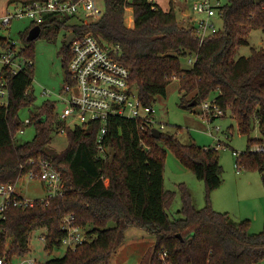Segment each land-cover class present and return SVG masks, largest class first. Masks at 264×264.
Instances as JSON below:
<instances>
[{
    "label": "trees",
    "instance_id": "16d2710c",
    "mask_svg": "<svg viewBox=\"0 0 264 264\" xmlns=\"http://www.w3.org/2000/svg\"><path fill=\"white\" fill-rule=\"evenodd\" d=\"M36 1L42 0H10ZM226 1L217 14L222 30L202 44L197 27L178 20L172 0L168 11L148 0H103L104 14L95 22L72 24L71 18L47 15L41 30L47 24L54 25L48 40L66 31L65 40L72 33L91 34L119 45L120 62L131 70L132 85L143 105L152 106L157 97H166L167 87L178 79L185 94V110L201 106L214 96L211 100L225 115L231 112L241 134L250 137L256 123L264 134V48L235 58L238 48L248 45L252 31L264 32V1L259 5L255 0ZM128 8L133 11L132 28L125 23ZM33 27L23 36L26 47L22 54L29 59H33V42L27 37ZM63 54L67 72L71 53L66 43ZM193 56V66L183 70L181 59ZM33 81L34 68L10 77L8 104H0V183H16L30 172L38 174L39 161L47 160L61 175L64 195L37 200L30 208L8 209L5 219L0 220V256L27 257L31 235L38 230L46 231L47 252L61 249L66 235L63 220L73 215L75 225L89 240L46 264H111L130 228L144 230L156 239L140 264H158L161 251L169 253L173 264H264V228L252 234L248 220L236 222L229 213L212 206L211 195L223 183L219 150L183 145L165 133L155 139L136 121L112 118L102 139L105 156L99 150L97 123L66 129L68 146L57 153L51 143L64 126L50 102L29 119L27 126H35V138L17 145L15 136L25 126L19 111L35 101ZM186 96L191 98L186 100ZM193 102L197 104L191 106ZM143 142L150 151L143 148ZM258 142L249 138L247 151L236 162L242 168L259 171L264 185V157L250 152ZM161 145L168 146L205 185L206 205L201 209L182 188V218L178 220H171L167 212L175 195L164 189L166 153Z\"/></svg>",
    "mask_w": 264,
    "mask_h": 264
},
{
    "label": "rangeland",
    "instance_id": "374dc122",
    "mask_svg": "<svg viewBox=\"0 0 264 264\" xmlns=\"http://www.w3.org/2000/svg\"><path fill=\"white\" fill-rule=\"evenodd\" d=\"M168 5L169 0H159ZM176 5L177 17L179 21L186 25L194 24L206 20V15L197 14L194 11V5L201 0H172ZM177 1V3H176ZM218 0H212L216 3ZM224 5L226 0H219ZM8 0H0V10L6 6ZM99 4L104 8L103 0ZM167 7V6H166ZM175 7V6H174ZM188 10L189 17L184 16V11ZM83 16V13L80 14ZM60 20L64 18L60 17ZM76 18H71L70 23H76ZM216 29L222 30L223 22L218 15L211 19ZM127 27L134 26V16L132 9L128 8L125 15ZM131 23V24H130ZM33 26L30 19H14L8 28L0 29V38H10L14 40L19 49H25L23 40L24 34ZM54 25L47 24L41 37L32 41L31 55L34 60V81L32 91L35 97L33 105L21 108L19 118L26 123L31 119L32 114H37L38 110L47 102L55 105L56 113L62 110L60 94L65 86L66 69L63 49L66 43L65 32L60 31L53 35L52 40H48V35L53 32ZM248 45L238 48L235 58L248 57L252 49L264 48V32L261 30L252 31L247 37ZM1 52V48H0ZM194 56L181 59L183 70L190 69L194 64ZM49 94L46 95L44 92ZM184 93L180 91V82L173 79L167 87L166 97H157L154 107L157 112V118L166 125L162 133L174 136L183 145L195 144L200 147L214 149L219 144L223 148L219 149L220 163L223 169V183L219 189L211 195L212 206L228 211L236 222L248 220L252 225L253 220L259 216L260 224L250 228V233L258 234L264 228V185L261 174L257 170L242 168L240 174L237 173L236 157L234 152L244 153L248 148V140L259 139L262 133L258 123L251 132L250 137L243 135L238 130L236 121L232 118L231 112L227 111L225 116L216 118L209 125L203 121L201 113L202 106L198 105L191 110H185L182 107ZM1 98V97H0ZM191 97L186 96V100ZM214 96L210 98L213 99ZM1 101V100H0ZM218 129V130H217ZM65 133H56L53 136L51 148L57 153H61L68 146L66 129ZM212 131V133H211ZM211 133V134H210ZM36 135L34 125H25L23 130L15 136V143L23 145L31 142ZM255 145L251 147L254 148ZM166 153L165 171H164V189L173 192L175 197L171 202L167 212L171 220L182 218L180 211L183 208V189L191 196L194 205L197 208H203L206 205L205 185L194 173L183 166L174 152L165 145H161ZM17 192L29 200H42L50 196L48 189L39 180H30L28 176H23L17 181ZM215 201V203H214ZM216 204V205H215ZM228 208V209H226ZM243 216V217H242ZM262 222V223H261ZM46 231L38 230L31 235L29 242L30 254L28 259L34 260L37 264H46L55 258H62L66 254V248L55 250L52 253L47 252L44 235ZM156 239L146 231L138 228H130L126 233L124 243L114 255L111 264H140L147 251L154 246ZM11 241L8 240V248Z\"/></svg>",
    "mask_w": 264,
    "mask_h": 264
},
{
    "label": "built area",
    "instance_id": "2783aa9c",
    "mask_svg": "<svg viewBox=\"0 0 264 264\" xmlns=\"http://www.w3.org/2000/svg\"><path fill=\"white\" fill-rule=\"evenodd\" d=\"M156 3L157 0H148ZM222 7L218 0H201L194 5L197 14L206 15V20L199 21L196 25L200 44L216 33L218 30L211 19L218 14ZM81 12L83 16H81ZM104 14V8L99 0H80L72 2L67 0H42L33 3L6 2L0 10V29L8 28L14 19H30L34 27L45 22L47 15L62 18H76L78 22H95ZM42 32V30H41ZM70 47L71 58L66 72L65 86L60 94L63 107L57 113L58 120L63 123L64 129L78 126H87L92 123L99 125V150L105 156L106 150L102 146V139L107 133L109 122L112 118H121L136 121L141 130L151 132L157 129L162 133L166 125L157 118L154 105H143L138 91L131 80V70L120 62L122 49L119 45L108 44L100 41L91 34L76 36ZM0 104L7 105L9 99L8 82L10 77L20 72L34 68V60L26 58L22 49L17 47L14 40L0 38ZM44 94L48 95L47 91ZM202 119L207 125L225 113L214 100L202 103ZM27 120L24 125H28ZM218 130V129H217ZM61 132L65 133V130ZM212 133V131H211ZM210 133V134H211ZM259 142L250 150L251 153L264 157V134L257 139ZM143 148L150 151L144 142ZM223 148L221 144L214 148ZM238 159L240 153L234 152ZM236 159V160H237ZM237 173L240 174L241 166L236 162ZM39 172H30L26 176L30 180H39L48 189L50 196L40 201L64 195V184L59 172L47 160L38 163ZM17 182L0 183V220L5 219V213L10 208H30L37 200H29L17 192ZM62 230L66 233L63 247L66 250H75L86 241V232L75 225V217L67 216L63 220ZM158 264H173L167 251L159 252ZM0 264H37L27 257L8 259L0 256Z\"/></svg>",
    "mask_w": 264,
    "mask_h": 264
},
{
    "label": "water",
    "instance_id": "95a60500",
    "mask_svg": "<svg viewBox=\"0 0 264 264\" xmlns=\"http://www.w3.org/2000/svg\"><path fill=\"white\" fill-rule=\"evenodd\" d=\"M256 1V4H261L264 0H255ZM40 35H41V27H39V26H36V27H33L30 31H29V34H28V37H27V39L29 40V41H34V40H36V39H38L39 37H40ZM74 38H75V34L74 33H72V34H70L67 38H66V45L69 47L70 45H71V43H72V41L74 40ZM197 103L196 102H193L192 104H191V106H195ZM152 135H153V137L155 138V139H160V137H161V133H160V131L159 130H157V129H154L153 131H152ZM111 153H112V156H111V160H114V158H115V152L112 150L111 151Z\"/></svg>",
    "mask_w": 264,
    "mask_h": 264
},
{
    "label": "crops",
    "instance_id": "0c3cea01",
    "mask_svg": "<svg viewBox=\"0 0 264 264\" xmlns=\"http://www.w3.org/2000/svg\"><path fill=\"white\" fill-rule=\"evenodd\" d=\"M164 11H168V10H170V0H169V3H168V5L166 4V3H164V2H161V1H159V0H157V2H156ZM176 3H177V1H176ZM167 6V7H166ZM175 6V10H177V7H176V5H174ZM185 10V9H184ZM189 15H190V13H189V11L188 10H185L184 11V16H186V17H189ZM179 20V19H178ZM214 203H215V201H214ZM216 205V204H215ZM198 209H201L200 207L198 208ZM217 210L216 211H218V212H226V213H229L231 216H233L230 212H228V211H221V210H223V209H218V208H216ZM226 209H228V208H226ZM243 217V216H242ZM256 217H257V219H255V220H253V222L255 223V225H256V227H258V225L260 224V220H259V216L258 215H256ZM253 222H252V225H251V227H253ZM262 223V222H261Z\"/></svg>",
    "mask_w": 264,
    "mask_h": 264
},
{
    "label": "bare ground",
    "instance_id": "6f19581e",
    "mask_svg": "<svg viewBox=\"0 0 264 264\" xmlns=\"http://www.w3.org/2000/svg\"><path fill=\"white\" fill-rule=\"evenodd\" d=\"M131 24V23H130Z\"/></svg>",
    "mask_w": 264,
    "mask_h": 264
}]
</instances>
